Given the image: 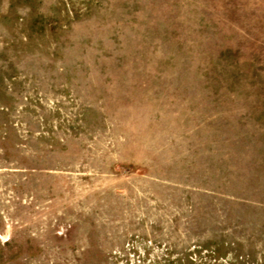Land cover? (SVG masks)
<instances>
[{"label": "rangeland", "instance_id": "obj_1", "mask_svg": "<svg viewBox=\"0 0 264 264\" xmlns=\"http://www.w3.org/2000/svg\"><path fill=\"white\" fill-rule=\"evenodd\" d=\"M0 264H264V0H0Z\"/></svg>", "mask_w": 264, "mask_h": 264}]
</instances>
